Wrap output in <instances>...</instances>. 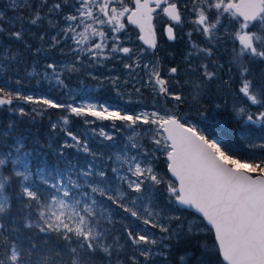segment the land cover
<instances>
[{"label":"snow or ice","instance_id":"obj_1","mask_svg":"<svg viewBox=\"0 0 264 264\" xmlns=\"http://www.w3.org/2000/svg\"><path fill=\"white\" fill-rule=\"evenodd\" d=\"M12 7L27 10L29 24L55 31L50 48L71 40L75 47L68 49L70 53L94 61L119 58V54L132 59L134 47L125 46L132 41L126 35L129 25L138 30L136 40L146 46L140 48L137 61L148 50L153 56L157 53V17L166 18L162 34L169 41L178 39V30L183 31L185 24L191 25L185 33L190 48L184 62L189 71L200 72L199 83L185 81L192 85L193 100L227 67L230 75L223 83H237L234 91L242 101L233 105L235 116L264 127V0H12ZM24 22L25 17L18 14L15 22L8 23L14 29L18 23L19 28L8 31L0 13V34L31 48L24 39L28 32ZM194 33L204 37L202 45L192 39ZM39 39L44 41L45 34ZM221 48L229 52L227 66L218 63ZM18 52L0 44V71L7 67L4 61L17 59ZM194 60L199 61L195 66ZM57 67L55 62L48 63L46 69L52 75L45 71L44 76L66 87ZM124 67L131 69L133 64ZM140 67L136 62L135 68ZM143 68L148 70L147 83L156 96L170 98L177 105L185 102L183 92L176 91L184 87L178 66L170 67L167 77L161 74L158 60ZM78 70L73 62L69 71ZM71 99L60 103L0 87V106L23 101L43 106L33 109L37 114L49 108L61 110L66 113L60 117L63 125L77 117L85 124L112 121L115 132L130 131L127 143L110 154L111 163H107L87 139L64 129L73 143L65 142L63 147L76 148L92 160L85 165L69 161L64 167L57 163L52 168L39 161L33 171L25 137L13 135L15 124L9 122L0 130V144L7 147L12 140L11 147L0 151V264H158V258L167 264L173 241L179 244L201 233L213 237L211 245L207 240L199 244L201 254L217 257V264H264V157L242 158L172 109L130 112ZM251 106L257 111H250ZM11 111L27 115L23 107ZM51 127L55 130L58 124ZM98 135L106 141L115 139L104 128ZM59 155L62 158L64 153ZM160 156L166 163L163 174L154 164ZM9 164L11 169L5 174ZM13 185L18 191H13ZM161 190L169 205L191 210L193 219L186 226L181 223L174 229L163 222L180 217L156 210ZM13 199L20 215L13 214ZM113 210L117 214L122 210L126 217L158 229L161 235L157 238L147 227L137 230L129 224L122 225L116 235ZM25 229L31 235L24 234ZM184 260L181 256L180 261Z\"/></svg>","mask_w":264,"mask_h":264},{"label":"trees","instance_id":"obj_2","mask_svg":"<svg viewBox=\"0 0 264 264\" xmlns=\"http://www.w3.org/2000/svg\"><path fill=\"white\" fill-rule=\"evenodd\" d=\"M5 4L7 7L6 0H0V6L5 7ZM21 15L25 17L24 27L28 29L24 39L31 45V48H25L24 45L19 42L9 41L7 35H3L1 44L10 47L13 52L20 51L18 52L16 60L4 61L7 67L5 70L0 71V87H7L9 90L20 91L23 94L33 95L35 97L50 98L60 103L70 102V96H68L67 93L68 87L73 90L75 102L88 98L92 102L104 104L123 111H136V109L141 107L147 110L151 108H164L177 104V102L170 99L165 100L164 98L156 96L149 88L139 85L140 83L136 85V87H141L140 90L142 91L140 95H137L138 99H132L131 102H126L117 94L115 86L109 83V81L104 80V82L100 84L86 76L84 79L85 81H83V74L78 75L76 72L72 71L61 73L66 87L58 85L55 79L46 78L44 76L45 71L49 73V77L52 75L51 69H46V65L50 62L57 61L63 56L59 46L55 49L49 47V39L55 31L47 30L46 25L38 27L29 24L27 22V10H22ZM156 27L158 32L157 53L153 56L151 50H148L147 55L159 61L163 76H167L170 67L178 66L180 69L179 77H181L183 74L182 67L185 66V69H188L183 59L189 51L186 37L184 34L178 32V39L176 41H169L166 35L162 34L163 27ZM18 28L19 24L15 25V29ZM130 28L133 31V35L136 37V31L138 30H135L132 26H130ZM15 29L9 28L7 30L11 31ZM41 34H45L44 41L39 39ZM193 35L200 43L202 42V37L200 35ZM135 43L138 46L145 47L138 40H135ZM226 52L224 48H221L218 53V63L227 66L229 58ZM198 63L199 61H194L193 66ZM135 71L136 69L134 72ZM226 72L227 67L219 71V79L210 82L208 96L201 98L199 101H195L196 103H192L188 101L187 95L183 94L185 102L182 104V107L177 105L181 109L184 107L185 111H187L195 121L202 124L203 129L209 132L208 135L210 137L220 139L221 142L237 140L239 128L237 117L233 110L229 108V105L223 101L224 99L221 96L222 93L226 91L229 92L226 87L231 86V83H223V81H227L229 77ZM186 75L188 74L184 73V77ZM80 76H82V79H80ZM17 81H19V84ZM81 82H83V84L87 83L89 88H87V85H82ZM217 84L219 87L216 86ZM97 85H100V87L96 89L95 86L97 87ZM185 87H188V85L184 83V90ZM176 91H178V89H176ZM214 97H218L216 102L220 107H215L213 103ZM10 107L11 106L0 107V130L6 128L9 122L15 124L16 132L13 133V135H23L25 137L26 150L32 153L30 166L33 168V171H35V167L39 161H44L49 168H52L57 163L60 164V167H64L69 161L74 164L85 165L88 161L92 160L91 156L85 155L76 148L63 147L65 142L68 144L73 143L71 138L66 135L64 129L72 131L79 136L81 140L87 139L89 147L94 152L101 153L102 155L106 154L108 149L107 145H105L104 142L99 144L96 140V136L88 132L87 128L90 127V125L85 124L83 118L71 117L69 124L63 125L60 121V117L66 115V113L59 109L49 108L37 114L33 112V109H39L43 106L20 101L19 107H23L27 113V115L21 116L19 112L11 111ZM201 113L204 115H201ZM53 123L58 124L55 130L51 127ZM117 124L120 123L117 121ZM11 145L12 140L9 139L7 147L0 144V151H6ZM100 146H102V151L99 150ZM61 151L64 153L62 158L59 155ZM99 162L100 159L98 158L97 163ZM10 169L11 165L9 164L8 168L5 169V174H8ZM36 182L39 183L38 181ZM41 187H43V185H41ZM13 191H18L15 185H13ZM16 207L17 202L13 199V214L20 215V213L15 211ZM113 218L116 222L112 227L115 229V234L119 235L122 230V225L127 223L128 217L122 213V210L120 214H117L116 211L113 210ZM24 234L31 235L27 229L24 230ZM205 240L211 245L213 240L212 235L201 233L199 236L193 237L190 240L181 241L179 244L173 241V247L169 252L167 264H217V257H209L208 255L201 254L202 250L199 244ZM121 242L123 243V241ZM181 256L185 257L183 262L180 261ZM161 262L162 258L161 261H158V264H161Z\"/></svg>","mask_w":264,"mask_h":264},{"label":"rangeland","instance_id":"obj_3","mask_svg":"<svg viewBox=\"0 0 264 264\" xmlns=\"http://www.w3.org/2000/svg\"><path fill=\"white\" fill-rule=\"evenodd\" d=\"M128 2H130V0H128ZM6 3H7V7H6V4H5V7L0 6V13L4 14L5 23L3 24V26L6 29H9L12 27L10 26L8 21L11 20V21L15 22L17 15L18 14L21 15L22 10H17L15 8H13L12 7V0H6ZM66 11H67V9H66ZM166 22H167L166 18L161 15V16L157 17V19H156V26L164 27ZM190 28H191V25L185 24V26L183 27V31L178 30V32L185 35V33L187 31H189ZM3 35L4 34H0V44L2 42ZM52 35H55V32ZM126 35L132 36V41L125 45V46L134 47L135 54L133 55L132 59L124 57L123 54H119V58L113 57V58H109V59H99L98 61H94L89 56H85V55L79 54V53H77V54L70 53L68 51V49L70 47H75V45L72 43L71 40L67 41L66 43L62 42L59 45V47L61 49L60 52L63 53V56L60 59H58L57 61H55V63L58 65L57 72L63 73L65 71H69V68L72 66L73 62H75L76 68L79 69L78 71H75V72L78 75L79 74L84 75L83 81H85L84 80L85 76L87 78L90 77V79L92 78V80H94L100 84H102L104 82V80H107V81H109V83H112L115 86V89L117 90V94L120 95V97L122 99H124L123 101L131 102L132 99H138L137 95H140L142 93V91L141 90L139 92L137 91V89H141V87H136L137 84L140 83L139 85H142V86L147 87L150 90H152L151 86L147 83V81H148L147 71L148 70L144 69L143 65L146 63H150L152 61H156V60L152 59L150 56H148L147 52H146V54L143 56V58L140 59L139 61H137L136 55L139 54V50L142 46H138L135 43L136 37L133 35V31L130 28V25H129V32ZM196 36H198V35H196ZM185 37H186V41H187V47L190 48V45L188 44V37L186 35H185ZM201 37H202L201 43L196 39V37L194 35H193L192 39L195 40L197 43H200L202 45L203 41H204V37L203 36H201ZM227 47L230 48L231 45L229 44V45H227ZM226 53H227V55L229 54V52H226ZM77 55L80 56V59L78 61L76 59ZM194 61H193V65H194ZM136 62L140 63V65H141L140 68H135ZM50 63H53V62H50ZM126 63L127 64H133V68H131V69L125 68L124 65ZM186 67H188V65H186ZM135 69H136V71L134 72ZM182 71H183V74L181 75V77H178L182 84H184L185 81H191L192 83H199L200 82V72L189 71L188 69H185V66L182 67ZM184 73H187L188 75H186L184 77ZM226 73H228V72H226ZM228 75H230V74L228 73ZM81 77L82 76H80V79H82ZM103 77H104V79H103ZM228 79H229V77H228ZM81 84L87 85V88H89L87 83L83 84V82H81ZM185 84L188 85V87H185V90H184V88L178 89V91H182L183 94L187 95L189 102L196 103L195 101H197V100L199 101L201 98L208 96V92H209L208 87L210 86V84H208L206 87H204L200 96L196 100H193L194 93L192 90V85L189 83H185ZM216 86L219 87L218 84ZM99 87H100V85H97V87L95 86L96 89ZM226 88H227V90H229V92L226 91V92L221 94V96L224 99V100L223 99L222 100L225 103H227V105H229L230 109L233 110V105L234 104L239 105V104H241V102H238V100L236 99V95H234L235 91L232 89V85L227 86ZM67 93H68V96H70V102H72L71 97H73V95H74L73 90L71 88L69 89L67 87ZM216 100H218V97L213 98V103L215 104V107H216V105H219L216 102ZM19 102L20 101H16L13 105H11L10 109H12L13 107L19 106ZM76 103L77 104H89V103H91V104H97V105H104V104L92 102L88 98H86L85 100L78 101ZM104 106H107V105H104ZM107 107L110 110L117 109V108H112L110 106H107ZM164 108L174 110L176 115H178L179 117H182V118L186 117L190 123L196 124L206 134H209V132H207L203 129L202 124L195 121L194 118H192L189 115V113L187 111H185L184 107L181 109L177 106V104H173V106H171V107H164ZM153 109L159 110V109H163V108H151V109L147 110V109H142V107H141V108L136 109V111H130V112H139L142 110L151 111ZM215 111H216V109H215ZM250 111H253V112L257 111V107L251 106ZM87 119L88 120H94L95 118L87 117ZM238 121H239V128H238V132H237L238 133L237 140H235V141L230 140L228 142H222V143L227 145L231 149H233L242 158H247V157L253 156V155L256 158L264 157V148L259 147V145L264 144V127L260 126L259 124H246L241 119H238ZM118 123H120V122L118 121ZM88 125H90V127L87 128L88 132H90L91 135L96 136L97 142L99 144L104 142L105 145H107L108 149L106 151V154L102 155V158L105 161H107V163H111V161L107 160V157L110 154H114V153L118 152L124 146V144L127 143V136L130 134V131L128 129H125L122 132H115L113 127H112V121H107V120L106 121L97 120V121H95V123L88 124ZM100 128H104L105 131L112 133L114 135L115 139L113 141L104 140L102 136L98 135ZM93 129H95L96 131L94 132ZM250 145H255L256 147H250ZM101 149H102V146L99 147L100 151H102ZM154 164H155L158 172H161L162 174L166 173V171H167L166 163H165V158L163 156H160V158L157 161H154ZM166 197H167V194L165 192H163V190H161V192L158 195L157 201H156V203L158 205L156 210L162 211L165 216H168V215L179 216L180 220L168 221L167 219H165L163 222L166 224L170 223L171 227L174 229L178 225H180L181 223H183L186 226L188 221L193 219L192 213H189L191 211L188 210L189 211L188 212L185 209H181L175 204L169 205ZM176 208H179L180 210L174 211V209H176ZM126 224L132 225L137 230L147 227L148 231L152 234H155V236L157 238L161 235L159 233L158 229H153L150 226H145V225H143L142 221L137 220V219L132 218V217L127 218ZM158 261H161V258H158Z\"/></svg>","mask_w":264,"mask_h":264},{"label":"flooded vegetation","instance_id":"obj_4","mask_svg":"<svg viewBox=\"0 0 264 264\" xmlns=\"http://www.w3.org/2000/svg\"><path fill=\"white\" fill-rule=\"evenodd\" d=\"M157 19V18H156ZM155 22H156V20H155ZM227 55V54H226ZM227 57L229 58V54L227 55ZM256 71L258 72L259 71V67L256 69ZM167 77V76H166ZM231 85H232V89L233 90H235L237 87H238V84L237 83H231ZM234 95H236L235 93H234ZM236 99L238 100V102H241L242 103V101L236 96Z\"/></svg>","mask_w":264,"mask_h":264},{"label":"water","instance_id":"obj_5","mask_svg":"<svg viewBox=\"0 0 264 264\" xmlns=\"http://www.w3.org/2000/svg\"><path fill=\"white\" fill-rule=\"evenodd\" d=\"M131 26V25H130ZM133 27V26H132ZM140 42V41H139ZM141 43V42H140ZM142 44V43H141ZM130 47V46H129ZM146 47V46H145ZM159 66H160V70H161V74H162V67H161V65L159 64ZM163 75V74H162ZM170 99V98H169ZM171 100V99H170ZM173 101V100H172ZM175 102V101H174ZM14 103V102H13ZM179 107H182V105H178ZM0 107H3V106H0ZM178 116V115H177ZM179 208H181V206H179V205H177ZM181 209H184V208H181ZM187 210V209H186ZM189 211H191V210H189Z\"/></svg>","mask_w":264,"mask_h":264}]
</instances>
